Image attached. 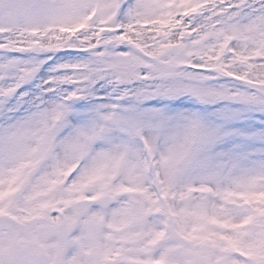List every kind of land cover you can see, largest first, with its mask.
I'll return each instance as SVG.
<instances>
[{"label":"snow or ice","instance_id":"obj_1","mask_svg":"<svg viewBox=\"0 0 264 264\" xmlns=\"http://www.w3.org/2000/svg\"><path fill=\"white\" fill-rule=\"evenodd\" d=\"M0 264H264V0H0Z\"/></svg>","mask_w":264,"mask_h":264}]
</instances>
